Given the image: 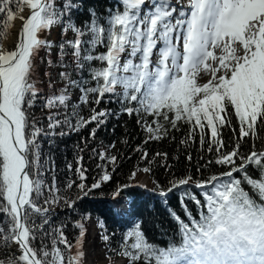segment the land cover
Returning <instances> with one entry per match:
<instances>
[{
    "label": "snow or ice",
    "instance_id": "obj_1",
    "mask_svg": "<svg viewBox=\"0 0 264 264\" xmlns=\"http://www.w3.org/2000/svg\"><path fill=\"white\" fill-rule=\"evenodd\" d=\"M0 264H264V0H0Z\"/></svg>",
    "mask_w": 264,
    "mask_h": 264
},
{
    "label": "trees",
    "instance_id": "obj_2",
    "mask_svg": "<svg viewBox=\"0 0 264 264\" xmlns=\"http://www.w3.org/2000/svg\"><path fill=\"white\" fill-rule=\"evenodd\" d=\"M125 119H127V118H125ZM109 128H111V125H109ZM122 131H123V129L117 127V130H116V137H119V135L121 134ZM113 138H115V137H113ZM75 140H76V137H75V136H73L72 139L67 140V144L69 145V151L66 153V155H67V159H68V160H71V159H72L71 145L73 144V142H74ZM150 146H151V147H155V145H150ZM197 146H198V145H197ZM172 147L174 148L175 145H173ZM195 155H196V153H195V151H193V157H194V158H195ZM85 160L87 161V157H85ZM63 162H64V155H60V156L58 157L57 161H56V164H57V168H58V169L64 167V163H63ZM172 202L175 203L176 201L173 200ZM94 206H95L96 208H98L99 210H101V211H103V209H104V204H103V202H97ZM163 223H164V226H165V227H168V226H169V225H168V221H167L166 219H164Z\"/></svg>",
    "mask_w": 264,
    "mask_h": 264
},
{
    "label": "rangeland",
    "instance_id": "obj_3",
    "mask_svg": "<svg viewBox=\"0 0 264 264\" xmlns=\"http://www.w3.org/2000/svg\"><path fill=\"white\" fill-rule=\"evenodd\" d=\"M53 53H55V51H54ZM88 243H89V247H90V250H91V245H92V244H91V241L89 240ZM94 243H97L96 250L99 251V245H98V242L95 240Z\"/></svg>",
    "mask_w": 264,
    "mask_h": 264
},
{
    "label": "bare ground",
    "instance_id": "obj_4",
    "mask_svg": "<svg viewBox=\"0 0 264 264\" xmlns=\"http://www.w3.org/2000/svg\"><path fill=\"white\" fill-rule=\"evenodd\" d=\"M94 243V241L92 242V244Z\"/></svg>",
    "mask_w": 264,
    "mask_h": 264
}]
</instances>
